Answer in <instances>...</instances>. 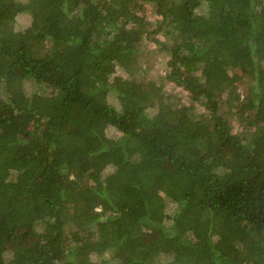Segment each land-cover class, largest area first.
Instances as JSON below:
<instances>
[{"label":"trees","instance_id":"1","mask_svg":"<svg viewBox=\"0 0 264 264\" xmlns=\"http://www.w3.org/2000/svg\"><path fill=\"white\" fill-rule=\"evenodd\" d=\"M0 264H264V0H0Z\"/></svg>","mask_w":264,"mask_h":264},{"label":"rangeland","instance_id":"2","mask_svg":"<svg viewBox=\"0 0 264 264\" xmlns=\"http://www.w3.org/2000/svg\"><path fill=\"white\" fill-rule=\"evenodd\" d=\"M29 23H30L29 17L25 14H20L17 17L16 28L23 29L27 27ZM143 49H144V54L141 58L142 65L146 67H151L147 70L146 73L154 77H157L158 79H161L166 71V60L168 59V55L160 51L156 46H154V44L149 43V41H147L146 39L143 45ZM168 89H173L174 91L179 90V88H173L172 85H169ZM182 95L184 96V99L187 102L190 101L188 95L185 92H182Z\"/></svg>","mask_w":264,"mask_h":264}]
</instances>
